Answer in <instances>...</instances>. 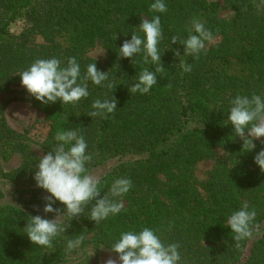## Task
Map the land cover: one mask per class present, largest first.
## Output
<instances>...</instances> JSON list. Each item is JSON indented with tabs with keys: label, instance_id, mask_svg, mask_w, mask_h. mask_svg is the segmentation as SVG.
Wrapping results in <instances>:
<instances>
[{
	"label": "trees",
	"instance_id": "16d2710c",
	"mask_svg": "<svg viewBox=\"0 0 264 264\" xmlns=\"http://www.w3.org/2000/svg\"><path fill=\"white\" fill-rule=\"evenodd\" d=\"M155 0H0V182L10 194L0 192V264H62L79 248L92 245L96 259L109 250L125 231L149 227L165 244L179 243L180 264H264V172L255 155L264 148V137L245 151L234 135L227 115L237 95L264 97V0H164L167 12H151ZM229 10L230 14H224ZM159 15L163 39L158 47L165 71L149 93L131 94L128 88L144 69V52L132 60L119 56L142 18ZM204 23L213 34L206 42L207 54L199 59L184 55V46L172 36L187 39L195 34L192 20ZM23 20L24 28L12 33L11 24ZM38 37L40 39L38 40ZM100 46L105 59L90 55ZM179 49L181 57L174 55ZM75 57L83 80L87 65L96 63L108 72L116 89L94 85L87 99L76 104L42 105L21 85L20 72L36 59L57 58L61 66ZM180 61L192 65L185 73ZM107 83V82H105ZM168 85V86H167ZM113 95L117 110L107 119L91 118L92 103ZM28 103L49 123L44 141H34L27 130L12 128L6 118L8 106ZM79 128L88 142L94 167L115 161L100 177L107 192L115 179L127 177L132 189L122 199L124 208L100 224L85 216L53 240V247L34 245L24 232L29 215L52 219L43 212L46 190L36 186L34 173L40 156L56 143L57 131ZM224 150L223 155L217 149ZM19 156L18 167L6 171L3 161ZM206 160L215 165L203 180L196 166ZM249 204L256 210L252 236L236 246L227 218ZM55 208L65 209L59 201ZM67 222V217L64 218ZM85 237L72 251L67 240ZM250 247V248H249ZM115 254V253H114Z\"/></svg>",
	"mask_w": 264,
	"mask_h": 264
},
{
	"label": "clouds",
	"instance_id": "9594fccd",
	"mask_svg": "<svg viewBox=\"0 0 264 264\" xmlns=\"http://www.w3.org/2000/svg\"><path fill=\"white\" fill-rule=\"evenodd\" d=\"M151 12L165 13L167 5L164 0H155L149 7ZM192 26L195 34H190L187 39L172 36L171 43L179 41L184 46V55L199 59L203 52L207 54L206 42L213 40L212 32L200 20L193 18ZM144 33L141 38L133 32L130 40H125L119 48V56L132 58L145 53V64L155 65V70L144 68L135 78V83L128 90L133 95L150 92L157 84V74L165 71L162 54L158 47L163 39L161 19L159 15L151 19L142 18L138 27ZM174 55L181 57L179 49ZM61 60L55 57L50 59H36L27 70L20 72L21 85L42 105L55 103L76 104L87 99L90 95L87 81L94 85L116 89V85L109 80L108 72L97 68L96 63L87 65L83 80L78 82L81 68L76 58L70 57L66 66H61ZM179 66L185 73L192 71V65L180 61ZM107 82V83H105ZM168 86V85H167ZM117 99L111 95L103 100L96 99L92 103L93 111L87 115L91 118L101 117L107 119L109 114L117 110ZM231 107L227 115L228 123L233 125L234 135L243 141L242 148L252 151L256 148L254 140L264 137V97L253 93L251 97L237 95L230 102ZM56 143L51 151L39 157L34 173L36 186L46 190L50 195L43 197L45 205L43 212L52 213L53 218L47 219L40 215L31 216L27 220L24 232L34 244L46 248L53 247V240L64 234L71 227V221L85 216L95 225L100 224L111 215H116L124 208L122 198L133 187V182L127 177L114 180L110 189L103 193L99 187L100 178L90 174L87 165L93 160V154L88 152V142L79 128L73 130L57 131L54 137ZM264 144V140L261 141ZM254 162L264 172V148L254 157ZM59 201L65 206L64 210L53 205ZM249 204L243 202L239 210L234 211L227 218V227L235 235L233 240L239 247V242L252 236V228L256 217V210H249ZM67 217V222H65ZM83 235H76L75 239L67 240V250L78 248L84 241ZM181 245L179 243L165 244L156 231L144 227L141 231H125L120 234L109 249L116 254L109 256L103 264H180Z\"/></svg>",
	"mask_w": 264,
	"mask_h": 264
},
{
	"label": "rangeland",
	"instance_id": "374dc122",
	"mask_svg": "<svg viewBox=\"0 0 264 264\" xmlns=\"http://www.w3.org/2000/svg\"><path fill=\"white\" fill-rule=\"evenodd\" d=\"M221 2V0H219ZM224 14H230L229 10H224ZM24 28L23 20H16L11 24L10 30L12 33L18 34ZM40 37H38V40ZM90 55L94 58L104 60L105 52L100 47L97 46L90 51ZM6 118L8 124L17 131L24 132L27 130L29 132L30 137L36 141L41 142L44 141L46 136L48 135L49 123L44 119L43 115L39 113L35 108L31 107L28 103L17 101L10 104L6 110ZM34 150L43 155L40 147L36 144H33ZM224 150L222 148L217 149V154L219 156L223 155ZM20 157L15 156L9 161H3V167L6 171H10L15 169L20 164ZM115 161H109L103 165L94 167L90 174L101 177L105 174ZM215 165V160H206L197 164L196 166V176L198 180H203L207 173L213 168ZM0 192L5 194L11 193V188L8 183L4 181L0 182ZM2 194V193H0ZM250 248V247H249ZM112 256L116 257V254L112 253L110 250L103 249L99 257L96 259L95 251L92 245H87L83 248H79L76 252L69 255L66 262L62 264H103V262Z\"/></svg>",
	"mask_w": 264,
	"mask_h": 264
}]
</instances>
